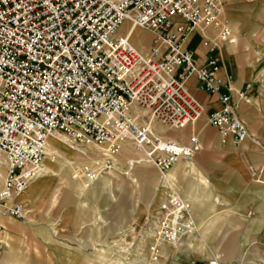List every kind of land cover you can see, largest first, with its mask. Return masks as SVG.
Masks as SVG:
<instances>
[{
	"label": "built area",
	"instance_id": "built-area-1",
	"mask_svg": "<svg viewBox=\"0 0 264 264\" xmlns=\"http://www.w3.org/2000/svg\"><path fill=\"white\" fill-rule=\"evenodd\" d=\"M236 0H0V157L6 175L0 185V213L24 220L16 202L46 167L48 135H66L84 156L73 178L92 186L115 170L130 140L165 175L201 151L197 136L184 144L158 134L153 123L182 129L202 115L187 81L218 95L221 109L209 123L235 143L249 137L232 97L233 75L220 58L199 65L184 47L188 33L213 29L216 40L234 41L227 4ZM125 20L131 25L119 35ZM136 28L152 32L148 53L132 42ZM248 84L240 91L249 98ZM196 232L191 200L169 189L157 207L147 253L157 262L163 248H182ZM208 264H221L220 257Z\"/></svg>",
	"mask_w": 264,
	"mask_h": 264
},
{
	"label": "crops",
	"instance_id": "crops-1",
	"mask_svg": "<svg viewBox=\"0 0 264 264\" xmlns=\"http://www.w3.org/2000/svg\"><path fill=\"white\" fill-rule=\"evenodd\" d=\"M225 14L233 42H220L212 53L209 46L217 41L214 30L195 28L184 47L195 53L199 65L216 55L222 73L233 75L232 97L249 137L235 143L230 134L223 136L209 123L210 114L222 104L218 95L204 92L194 76L187 86L202 104L200 118L182 129L153 123L165 138L186 144L195 135L202 146L193 160L180 161L165 175L157 171L158 203L169 189L191 200L196 232L182 248L165 246L154 264H208L216 257L221 264H232L253 244L264 242V0H236L226 5ZM137 29L150 34V42L147 47L133 44L148 53L152 32ZM248 84L249 98H241L239 93ZM121 159L118 156V164ZM55 160L62 164L64 157ZM62 166L51 171L47 164L16 197L28 211L26 219L0 213V264H109L101 255L109 250L112 221L101 220L98 211L107 201L99 198L108 190L102 179L85 187L73 178L75 167ZM3 174L0 185L5 166Z\"/></svg>",
	"mask_w": 264,
	"mask_h": 264
},
{
	"label": "rangeland",
	"instance_id": "rangeland-1",
	"mask_svg": "<svg viewBox=\"0 0 264 264\" xmlns=\"http://www.w3.org/2000/svg\"><path fill=\"white\" fill-rule=\"evenodd\" d=\"M130 25V21L125 20L118 34H125ZM131 39L136 46L147 47L150 34L136 28ZM60 140L50 139L51 152L64 157V165L70 168L81 164L84 156L75 146L76 150L72 149L70 142L63 143V139ZM119 156L122 159L115 170L100 178L108 195L99 198L107 200L104 206H99V216L103 221L107 218L112 221L114 232L109 250H104L108 254L104 253L101 257L104 263L107 260L109 264H154L149 259L147 244L159 205V200L155 198L160 183L158 172L147 161L145 154L132 145L125 146ZM47 164L51 171L63 167L58 161L50 160ZM232 264H264V242L253 244Z\"/></svg>",
	"mask_w": 264,
	"mask_h": 264
},
{
	"label": "bare ground",
	"instance_id": "bare-ground-1",
	"mask_svg": "<svg viewBox=\"0 0 264 264\" xmlns=\"http://www.w3.org/2000/svg\"><path fill=\"white\" fill-rule=\"evenodd\" d=\"M131 24V23H130ZM50 139L52 140V139H57V140H60V139H63V143H67V142H70V147L72 148V149H75V145L73 144V142L70 140V138L69 137H67L66 135H58V134H49L48 135V138H47V140H48V143H49V145H50V148H49V151L51 152V141H50ZM61 141V140H60ZM72 144V145H71ZM128 145H132L133 147H134V143L132 142V141H130V140H128V141H126L124 144H123V148H122V150H121V152L123 151V149H124V147L125 146H128ZM75 146V147H74ZM77 148V147H76ZM135 148V147H134ZM76 150V149H75ZM140 151H142L144 154H145V156H146V152H145V150H140ZM120 152V153H121ZM119 153V154H120ZM146 158H147V156H146ZM56 161L55 159H52V158H47L46 159V166H47V162L48 161ZM147 161H149L148 160V158H147ZM3 164H4V158L1 156L0 157V176L3 178V176H4V174H3ZM46 168V167H45ZM25 192V191H24ZM23 192V193H24Z\"/></svg>",
	"mask_w": 264,
	"mask_h": 264
}]
</instances>
